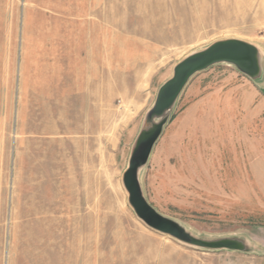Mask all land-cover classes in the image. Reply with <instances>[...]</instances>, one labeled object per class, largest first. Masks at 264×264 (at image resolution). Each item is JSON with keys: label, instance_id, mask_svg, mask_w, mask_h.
I'll use <instances>...</instances> for the list:
<instances>
[{"label": "rangeland", "instance_id": "1", "mask_svg": "<svg viewBox=\"0 0 264 264\" xmlns=\"http://www.w3.org/2000/svg\"><path fill=\"white\" fill-rule=\"evenodd\" d=\"M232 39L255 70L194 74L138 170L188 244L122 177L174 67ZM0 264H264V0H0Z\"/></svg>", "mask_w": 264, "mask_h": 264}, {"label": "water", "instance_id": "2", "mask_svg": "<svg viewBox=\"0 0 264 264\" xmlns=\"http://www.w3.org/2000/svg\"><path fill=\"white\" fill-rule=\"evenodd\" d=\"M219 63L231 64L244 72H250L256 68V51L245 42L234 39L225 40L216 42L178 63L174 67L173 76L159 88L154 106L146 118L145 127L135 143L128 167L122 177L123 187L128 194V203L138 220L153 231L188 244L199 243L180 225L160 215L148 204L139 185L138 170L147 163L162 132V123L155 124L154 118L164 117L194 74ZM224 245H231V243L227 242Z\"/></svg>", "mask_w": 264, "mask_h": 264}]
</instances>
